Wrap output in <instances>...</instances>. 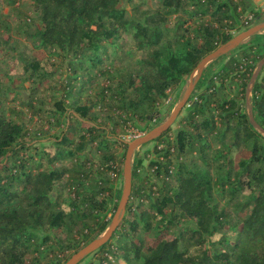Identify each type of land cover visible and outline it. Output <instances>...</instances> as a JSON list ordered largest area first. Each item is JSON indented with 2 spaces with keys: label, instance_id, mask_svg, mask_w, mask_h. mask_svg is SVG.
<instances>
[{
  "label": "trees",
  "instance_id": "16d2710c",
  "mask_svg": "<svg viewBox=\"0 0 264 264\" xmlns=\"http://www.w3.org/2000/svg\"><path fill=\"white\" fill-rule=\"evenodd\" d=\"M120 1L34 0L29 36L58 51L65 77L50 109L33 95L20 104L37 126L59 130L28 153L46 131L0 115V264H63L101 235L120 197L125 151L117 146L127 144L118 130L150 119L168 90L244 28L245 14L253 24L261 18L250 0H158L140 21L124 19ZM171 15L175 25L166 26ZM121 33L132 40L120 53L131 62L102 67ZM263 55L264 34L255 35L210 75L203 70L181 125L155 138L153 157L133 159L124 215L86 264H264V134L239 102ZM29 68L35 94L55 73ZM250 101L264 130V65ZM142 234L151 235L145 244Z\"/></svg>",
  "mask_w": 264,
  "mask_h": 264
},
{
  "label": "rangeland",
  "instance_id": "374dc122",
  "mask_svg": "<svg viewBox=\"0 0 264 264\" xmlns=\"http://www.w3.org/2000/svg\"><path fill=\"white\" fill-rule=\"evenodd\" d=\"M250 1L251 2L246 3L248 9L251 7L250 9H253L254 11H257L258 13L261 14V18L256 23L263 22L264 0H257L256 2L254 0H250ZM157 5H158V0H121L118 4V7L124 9L125 11L124 19H134V20L143 21L144 16L150 13L151 11H153L157 7ZM38 16H39V10L35 7L34 0H14L13 4L11 5H8L6 0H0V115L5 114L14 121L24 122L25 124H27L29 127L32 128L31 131L38 130L43 132L46 131L45 129L46 125L44 126V128L37 126V123L34 120L37 117V114H33L32 117L31 114L29 113H33V112L28 111L26 109L27 108L26 106L23 107L20 104V101L21 99L28 98L29 95H33V97L37 98V102H36L37 107H40L44 111L50 109V107H52V103L55 101V97L59 96V94L56 92L57 91L56 87H58V83L60 82L59 75L65 77V72H64V68H62L63 63L61 61V57L59 54H56L58 53V51L57 50L50 51L49 47L41 46L38 42H36L33 38L29 36L31 33L34 32L35 28L38 26ZM174 17H175L174 15H171L167 19L168 21L166 23V26H170L175 23ZM244 29L246 28L243 29L239 28V30L232 31L231 32L232 37L239 34ZM258 33H264V30L255 33V35H258ZM120 36L121 37L124 36L123 39L116 40V42L121 44V46L117 44L118 46L116 47H118V49L116 52H113L112 46L108 48L109 59L108 62L102 64V67H105L106 65H108V63H112V65L114 66L111 67L114 69L116 67H124V65L127 66L128 63L131 62L133 58L132 54L130 53L126 54L125 52L120 54L122 50H125L126 48L128 49L130 43H132V40L129 37L130 35L121 33ZM251 37L252 36L243 40L240 46L244 45L247 41L252 39ZM235 49L236 48L232 49L231 51ZM231 51L226 53L225 55L219 56L208 62L203 69L205 70L206 74L210 75L212 71L217 69L219 65H221L223 61L226 59V56L231 53ZM133 53L135 56L136 53L135 52ZM30 63L37 64L40 67V69H37L38 71L43 70L45 72L55 73L53 77L48 78L47 80L44 81V83L41 84L42 89L38 88L35 94L31 93L32 87L35 85V82L32 83V80L31 81L27 80L31 68L26 69V66H28ZM97 81L102 82L103 79L101 80L98 79ZM188 82H189V76L185 78L183 84L179 88L174 87L171 90H168L167 96L156 106L155 111L152 113L150 119L146 121H140L138 122V124L135 122L132 123L131 121H127L128 126H126L123 130H118L117 132L118 137L127 144L135 137L145 134L152 128L156 127L157 125L165 121L169 117L170 113L177 105L179 100L181 99ZM231 88L233 89V91L238 89V83L231 84ZM233 91L232 93H234ZM192 94L193 95L196 94L195 87ZM250 97H251V89L248 100H246L245 96L243 99L239 100L241 104V108L243 109V111L247 113L248 110L251 109ZM188 103L189 102H187L184 105V107L181 109L180 113L177 115L176 119L174 120V122L167 129V130L170 129L169 131L170 133H174L175 130L181 125L180 119L181 116L184 114L185 109L189 107ZM58 130L59 129L57 128H51L49 132L46 131L39 135L35 133L33 139H38L39 141L36 142L32 140L34 146L28 153H34V149H38L39 147L42 146L43 143L46 142L45 140L46 136H49L52 133H56L58 132ZM155 142L156 141L154 138L146 143L137 146L134 149L133 154L131 156V167H132L133 159L136 157L141 158V156H143L142 154L145 153L146 151H148L149 153L148 159L153 157L152 150H153V146L155 145ZM117 147H118L117 148L118 151L119 150L120 152L125 151L126 153L127 145L125 149L121 145H118ZM124 159H125V155L122 158L121 177L118 178L116 182L117 188H120V197L124 183V176H123ZM142 162L145 165L147 163V159H142ZM113 215L114 213L107 214V218L110 217L109 224L112 220ZM44 233L45 232L43 231L41 235H43ZM141 236L143 237L142 241L144 242V244L147 243L151 238V235L149 234H142ZM96 250L86 255L77 264H86L91 260H97L99 256L96 255ZM70 252L71 250L69 251L67 250V252L61 256V259L67 257V255H69ZM108 257L112 260L111 255H109ZM116 262L117 264H125L122 258H118Z\"/></svg>",
  "mask_w": 264,
  "mask_h": 264
},
{
  "label": "water",
  "instance_id": "95a60500",
  "mask_svg": "<svg viewBox=\"0 0 264 264\" xmlns=\"http://www.w3.org/2000/svg\"><path fill=\"white\" fill-rule=\"evenodd\" d=\"M261 30H264V21L254 23L251 26L247 27L243 31H241L239 34L235 35L225 43L218 46L216 49L205 55L197 64V67L191 72L189 75V82L185 88V91L177 103V105L174 107L172 112L170 113L169 117L163 121L161 124L157 125L156 127L152 128L145 134L135 137L131 141L127 143L126 153H125V159H124V166H123V176H124V183L123 188L121 192V197L119 200V203L117 205V208L114 212V215L112 217V220L106 229V231L99 237L94 238L92 241H90L88 244L83 246L81 249H79L77 252L72 254L68 260H66L63 264H77L81 259H83L86 255L90 254L94 250L98 249L100 246H102L112 235L115 228L118 226L120 220L122 219L126 203L128 201L130 191H131V156L133 154L134 149L143 144L146 143L157 136L161 135L162 132L166 131L171 124L176 119L177 115L180 113L181 109L184 107V105L188 102L190 95L192 94L195 84L197 80L199 79L204 67L208 62L211 60L225 55L226 53L230 52L232 49L239 46L243 40L246 38L254 35L257 32H260ZM264 65V55L259 60L255 70L253 71L245 91V97L246 100H248L250 89L256 78L258 77L259 72L261 71L262 67ZM248 118L251 122V124L258 129L260 132L264 134V130L261 129L256 122L253 119L252 116V110H248Z\"/></svg>",
  "mask_w": 264,
  "mask_h": 264
},
{
  "label": "built area",
  "instance_id": "2783aa9c",
  "mask_svg": "<svg viewBox=\"0 0 264 264\" xmlns=\"http://www.w3.org/2000/svg\"><path fill=\"white\" fill-rule=\"evenodd\" d=\"M263 6H264V3H263ZM252 13L248 12L247 14L244 15L243 19H242V26L244 28H247L249 26H251L253 24V22L251 21L252 20Z\"/></svg>",
  "mask_w": 264,
  "mask_h": 264
},
{
  "label": "crops",
  "instance_id": "0c3cea01",
  "mask_svg": "<svg viewBox=\"0 0 264 264\" xmlns=\"http://www.w3.org/2000/svg\"><path fill=\"white\" fill-rule=\"evenodd\" d=\"M255 2L257 1V0H254ZM262 34H264V33H258V35H262ZM254 36H255V34L254 35H252V39L254 38Z\"/></svg>",
  "mask_w": 264,
  "mask_h": 264
}]
</instances>
